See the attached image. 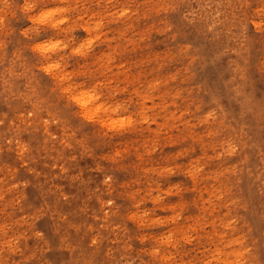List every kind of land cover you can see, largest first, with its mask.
I'll return each instance as SVG.
<instances>
[{
  "label": "rangeland",
  "instance_id": "374dc122",
  "mask_svg": "<svg viewBox=\"0 0 264 264\" xmlns=\"http://www.w3.org/2000/svg\"><path fill=\"white\" fill-rule=\"evenodd\" d=\"M28 3H0V264H264V0Z\"/></svg>",
  "mask_w": 264,
  "mask_h": 264
},
{
  "label": "clouds",
  "instance_id": "9594fccd",
  "mask_svg": "<svg viewBox=\"0 0 264 264\" xmlns=\"http://www.w3.org/2000/svg\"><path fill=\"white\" fill-rule=\"evenodd\" d=\"M0 3H3V4H5V5H7L8 0H0ZM32 8H33V4L28 3V0H24V10H25V11H28V10H30V9H32ZM49 15H50V14H49ZM40 22L43 23L44 20L41 19ZM64 22H65L64 20H60V21H59V23H61V24L64 23ZM0 23H3V21L0 20ZM92 43H94V41H91V40L88 41V42H87V46L90 47ZM59 47H62V45L57 44V43H53V44H51V45L49 46V49H48V50L54 51V50L58 49ZM82 47H84V46H82ZM77 54H80V50H79V49H77ZM117 110H118V109H113L114 112L117 111ZM116 123L122 125L123 122L117 120ZM168 172H169V174H172V170H171V169H169ZM110 180H111V177H107V178L105 179V183H107V182L110 181Z\"/></svg>",
  "mask_w": 264,
  "mask_h": 264
},
{
  "label": "bare ground",
  "instance_id": "6f19581e",
  "mask_svg": "<svg viewBox=\"0 0 264 264\" xmlns=\"http://www.w3.org/2000/svg\"><path fill=\"white\" fill-rule=\"evenodd\" d=\"M85 101H83V103H84ZM88 102H89V100H88ZM84 108V107H83ZM87 108V107H86ZM99 109V108H98ZM84 110V109H83Z\"/></svg>",
  "mask_w": 264,
  "mask_h": 264
}]
</instances>
